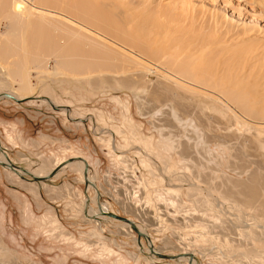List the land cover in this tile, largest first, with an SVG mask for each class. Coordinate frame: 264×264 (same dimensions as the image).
Segmentation results:
<instances>
[{
  "label": "rangeland",
  "instance_id": "rangeland-1",
  "mask_svg": "<svg viewBox=\"0 0 264 264\" xmlns=\"http://www.w3.org/2000/svg\"><path fill=\"white\" fill-rule=\"evenodd\" d=\"M95 1L106 9L110 26L133 24L140 32L136 41L164 53L199 56L198 48L219 36L218 49L208 58L204 53L209 65L189 62L183 72L160 65L162 73H176L189 85L175 79L149 85L129 63L130 71L118 70V56L101 54L102 45L87 39L25 54L12 40L16 25L0 18V90L4 81L10 90L19 88L6 68L16 71L25 56L34 84L20 94L22 101L0 99V145L7 160L29 170L82 158L96 179V187L87 189L75 166L39 181L0 164V242L7 248L0 246V264H190L181 258L192 255L197 264H264L239 255L264 249V239L218 226H234L235 212L221 204L219 219L206 191L211 188L219 201L233 196L235 204L246 199L248 185L264 192L263 136L206 98V88L217 91L222 83V90L238 92L235 99L243 93L257 100V83L264 88V72L257 70L264 64V0H150L145 11L139 4L144 0ZM255 50L259 59L247 58ZM88 72L97 82L83 78ZM123 73L132 76L120 81ZM209 76L213 81L206 83ZM47 98L67 106L72 119ZM87 195L90 206L98 208L92 202L97 195L99 204L144 233L109 215L96 224L80 206ZM148 240L160 254L175 257L151 252Z\"/></svg>",
  "mask_w": 264,
  "mask_h": 264
},
{
  "label": "bare ground",
  "instance_id": "bare-ground-1",
  "mask_svg": "<svg viewBox=\"0 0 264 264\" xmlns=\"http://www.w3.org/2000/svg\"><path fill=\"white\" fill-rule=\"evenodd\" d=\"M139 4L142 5L141 7L145 11V8L150 7L151 4H153V1L144 0L143 2H139ZM184 5L186 7V3H184L182 6ZM102 10H104V8H102V6L95 0H0V18H4V19L10 18L13 21V23L16 25L17 29L12 31L11 33V35L15 34L16 37L13 38L12 40L13 42L17 43L19 47H21V50L25 54L27 52L44 53L47 51H52L54 50V48L59 47V44L62 40L63 43H66L69 46L70 44H73V42L75 43L78 40L81 41L87 39L88 42L94 41L95 43L97 44L100 43L102 45V47L100 48H103L105 52H100L101 54H107V56L109 53H112L111 56L113 55V53L116 54L118 56L116 59L118 61V66H119L118 70H120L121 67L123 71H125L126 69L128 70L129 66L127 67V65L129 63L131 65L130 66L131 68L136 69L135 71L138 72L136 73V75H139L138 76L140 78L139 80L143 82V84L145 83L149 84L148 82L154 81V83L161 85L162 84L161 81L163 82L165 81V83H169V82L173 83L175 79L176 83L179 85H183V86L189 85L191 83L190 81L186 79L183 80L176 73H172L169 71L167 73H162L160 71L162 69L159 68L160 65L167 63L171 64L173 67L172 69L173 72L175 71L183 72L185 65H187L189 62H191L192 64L198 63L203 65H209L208 63L209 61H207L206 56H204V53L208 54L207 55L208 58L209 53L211 54L213 53L214 49L215 50L218 49L216 46L217 43L219 42L218 41L219 36L215 34L214 36L217 37L215 38L213 37L211 41L208 40V42L205 45L198 48L196 52L200 51L199 56L197 55L195 57H192L188 54L189 53L188 51H187L188 53L180 52L175 55L167 52L164 53V51H161L159 49L158 50L154 49L152 44L149 42H143V40L142 42L136 41L139 40L138 35L140 34V32L138 34L137 30H139V28L138 27L135 28L133 24L131 26L126 27V24L122 25V23H116V22L114 23L112 21V23L114 24L110 26L108 21H106L107 17L104 15V11H106V9L104 11ZM216 21L218 20L216 19ZM219 25L220 24H218V26ZM129 36L130 38L128 40ZM8 39L10 38L8 37ZM92 43H88V44H92ZM214 46L216 48H214ZM27 56L30 55L27 54ZM259 57H260V52L258 50H255L252 53V55L249 54L247 56V58L253 60L254 59L257 60L259 59ZM28 58L30 59V57ZM28 58H26V56L24 57V59L21 58L22 59L21 64H17L18 69L16 71L10 69L9 67L6 68L8 70L7 72L10 73L9 76L16 81L17 86L19 85V88H17L16 90H10L8 89L9 87L8 81H4L3 89L0 90V99L7 98L9 100L12 99L17 102L22 101L19 100L20 94L22 92L32 90L34 84L31 81L29 75V71H31L29 70L31 60L29 61ZM112 60H115V57ZM6 69L4 70L6 71ZM257 70L260 71V73L264 72V64L259 63ZM5 71L3 72V74L5 73ZM1 72L2 71H0V73ZM87 74L88 75H86L83 78L88 83H92V81L97 82L98 79L97 77L96 80L95 78L93 80L92 79L93 75L89 72ZM121 75L122 78L121 77L118 78L120 79V81L124 78L127 79L128 77L132 76V74L129 75L124 73ZM208 79L209 80L206 81V83L213 81L210 76L208 77ZM222 85L223 84L221 83L217 91H215L214 89L212 90L209 87L206 88L207 100L211 103V105L213 104L214 106H216L223 115L230 114L232 115L233 118H235L236 122L240 123L242 126L247 127V129L250 130L256 129L258 131L257 134H259V137L263 136V140H264V88L262 87V85L258 82L255 87V92L259 94L257 95V97H255L257 98V100L255 101L252 100L250 96L249 98H247L246 95H244L243 93L239 94V99H235L234 97L237 96L238 92H236L235 90L228 91L227 88L225 90H222ZM225 85H227V83ZM141 86L143 87V85ZM210 87L212 86L210 85ZM241 96L244 97L243 100H240ZM48 100H49L48 102L52 103L54 106H57V109L61 110L62 114H65L70 118L73 117L70 109L67 108V106L57 104L55 103L56 101L54 100L55 101L54 102L53 100H51V98ZM223 100L226 103H223L224 102ZM109 141L111 144L112 139L110 138ZM0 147H1L0 153L3 151L7 156V153L4 151L1 145ZM6 156L3 157L1 155L2 161L0 162V164L5 165V168L12 169L13 171H15V173H18V175H21L22 173L23 175L28 174L36 177H47L50 174H52V172H54V176H55L58 175L59 172H64L69 167L75 166L78 167V170L81 172L82 180L87 181V189L89 186L92 188L96 187V179L94 178V173L92 170H90V167L88 166L87 162L82 158H80V160L74 159V160H70L67 163L59 164L57 167L52 169L51 168L47 169L45 165H41L36 169L14 170L8 164L12 162L8 161L9 158L8 156L7 157ZM12 166L15 165L13 164ZM253 188H250V186L248 185L249 190L247 189L245 192H243L246 199L238 202L237 204H235L236 200L233 198V196H228V194L223 195L222 201H219L218 198L214 196L213 193L211 192V188H208L206 189L207 196L209 197L207 201L211 209L213 207V209L216 211L219 219H223V215H224V214L221 215L223 213L222 209H220L221 204L226 206L228 204L230 207L229 209L235 212L233 214L234 219L231 220L232 223H234V226L232 227H224V225H218V226L222 228H228L234 230L239 229L244 232L246 238H250V239L257 238L262 240L264 239V192L262 193L257 192V189L255 187ZM96 196L92 198V202L96 205L98 204V208H94L89 205L88 195L85 196V199L83 200V203L80 206L83 209L87 208L88 216L92 217L96 224H99L101 220L108 218V215L114 214V212L110 210L109 206H102L101 204H99ZM228 201L230 204L228 203ZM243 206L250 209L255 208L254 211H256V213L253 214L244 213L242 211ZM230 214L231 213H228V216H230ZM249 217L251 220H249ZM131 222L132 223L125 222V224L131 226L134 229H137L140 233H144L145 231L144 228H142L140 225L134 224L133 221ZM225 236H227V233L225 234ZM148 245L150 246V248H152L151 252L156 253L159 256H163V254H160L159 251H157L156 249L154 250L153 244L150 240H148ZM0 246L3 248V250H7V248L3 246L1 242H0ZM248 254L256 256L264 261V249L258 250L256 248H252L247 250L246 252L239 251V255L245 256L244 258L246 260L249 259L247 257ZM188 258L190 259V264H197V262L193 258V255L191 257L188 256L182 257L181 259L188 260Z\"/></svg>",
  "mask_w": 264,
  "mask_h": 264
},
{
  "label": "water",
  "instance_id": "water-1",
  "mask_svg": "<svg viewBox=\"0 0 264 264\" xmlns=\"http://www.w3.org/2000/svg\"><path fill=\"white\" fill-rule=\"evenodd\" d=\"M0 150H1V147H0ZM10 165L11 168H13L14 170L18 169V166H12L13 163H8ZM23 169V168H22ZM54 175V172H52V174H50L49 176L47 177H36V176H33V178L35 180H39V181H46L48 180L50 177H52ZM32 176V175H31ZM109 215H112V217H115V218H118V219H121L122 221L124 222H129V223H132L131 220H129L128 218H124V217H119L115 214H109ZM137 230V229H136ZM138 231V230H137ZM138 233L140 234V232L138 231ZM162 257L164 258H169V259H173L175 256H169V255H163Z\"/></svg>",
  "mask_w": 264,
  "mask_h": 264
},
{
  "label": "crops",
  "instance_id": "crops-1",
  "mask_svg": "<svg viewBox=\"0 0 264 264\" xmlns=\"http://www.w3.org/2000/svg\"><path fill=\"white\" fill-rule=\"evenodd\" d=\"M9 136H10V135H9ZM9 136H8V137H9ZM10 137H11V136H10Z\"/></svg>",
  "mask_w": 264,
  "mask_h": 264
}]
</instances>
